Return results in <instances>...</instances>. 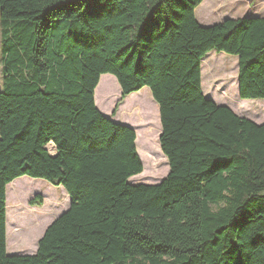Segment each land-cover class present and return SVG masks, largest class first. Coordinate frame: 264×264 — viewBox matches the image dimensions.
Segmentation results:
<instances>
[{"label":"trees","instance_id":"1","mask_svg":"<svg viewBox=\"0 0 264 264\" xmlns=\"http://www.w3.org/2000/svg\"><path fill=\"white\" fill-rule=\"evenodd\" d=\"M203 0H0V264H264V122L205 98L201 62L237 59L263 101L264 17L202 27ZM102 75L158 108L168 174L142 173L135 132L94 103ZM62 187L69 207L33 255L6 252V186ZM32 204H41L36 196Z\"/></svg>","mask_w":264,"mask_h":264},{"label":"rangeland","instance_id":"2","mask_svg":"<svg viewBox=\"0 0 264 264\" xmlns=\"http://www.w3.org/2000/svg\"><path fill=\"white\" fill-rule=\"evenodd\" d=\"M245 17H264V0H203L195 9V19L198 21L201 20V22L204 23L201 25L202 27L213 26L225 19H240ZM203 59L204 60L201 62V83L203 92L207 91V96L212 99L206 96L205 98L211 100L218 106L229 108L240 117H252L253 119L256 118L255 122H259L260 120V122H262L264 117L263 101L240 100L238 98L237 85L232 91H225L226 83L228 85V83L230 84L232 81L237 80L236 57L211 51L206 54ZM1 69L2 62L0 55V85ZM227 69L229 73L225 72ZM111 82V86L105 87V80L102 87L101 79L100 85L97 87L95 93V105L103 115L105 112L104 109L107 108L106 118L113 119L118 108L113 116L111 113L114 110L115 102L120 98V92L118 91L119 87L114 83L113 79ZM145 91H142V93L145 92V95L148 93L149 97H151L147 88H145ZM138 92H135L136 95L127 101L128 104L126 103L123 106V113H126L130 120H134V125L136 127V149L137 152L139 151L141 154L142 161H144L142 173L132 177L129 182L130 184L152 185L150 182H154L153 179L157 177L158 171H160L159 166L163 162H161L160 159L154 162L150 161L152 155L146 153L145 156L143 152L147 149L157 156L156 134L159 127L155 109H153L150 102L146 101V97L145 99L136 98L140 96V94H137ZM103 96L109 98L107 103V98L105 99ZM232 97H234V99ZM133 101L142 102L143 107H147L149 110L134 111L132 107L126 108ZM16 180L36 181L33 187L35 190L34 193L27 195L22 194L17 197L11 190L10 184L6 186V189H8L6 192V241L9 232L15 229L18 230L17 233H13L12 237L13 242L15 241V246L18 244V248L21 249L29 247L35 248L36 241L41 238L45 229L68 209L69 198L62 187H54L44 180L31 179L28 177H21ZM36 196L41 198V204L31 203ZM43 196L48 197L52 203L45 202ZM19 200L20 203H18ZM16 205L21 206V208L15 210ZM18 237H20V239L16 240ZM22 251L23 250L20 251V254H25L22 253ZM7 254L9 255L8 252Z\"/></svg>","mask_w":264,"mask_h":264},{"label":"crops","instance_id":"3","mask_svg":"<svg viewBox=\"0 0 264 264\" xmlns=\"http://www.w3.org/2000/svg\"><path fill=\"white\" fill-rule=\"evenodd\" d=\"M197 21V23L199 24V25H203L204 23L203 22H201V20H196ZM102 76H105V75H102ZM102 76H100V78H99V81H100V79H102V87H103V82L106 80V85H105V87H108V86H111L112 85V82H111V80L113 79L114 80V83H116L117 84V82H116V80H115V78L113 77H111V75H109V76H105V77H102ZM201 79H202V76H201ZM99 83V82H98ZM117 86H118V84H117ZM119 87V86H118ZM102 89V88H101ZM201 89H202V93H203V95L204 96H206V97H209V96H207L208 95V93H207V91H204L203 92V87H202V83H201ZM95 91H96V89H95ZM95 91H94V94H95ZM119 92H120V88H119V90H118ZM142 91H145V88H143L140 92H138L137 94H140V96L139 97H136V98H143V99H145V97H146V101H148V102H150L151 104H152V106H153V109H155V113H156V117H157V121H158V132H157V134H156V144H157V150H158V154H157V156L155 155V154H153V153H151L150 151H148L147 149H145L144 150V154H145V156H146V153L147 154H151L152 155V157L150 158V161H156L157 159H160L161 160V162H163L162 164H160V166H159V169H160V171H158L159 173L157 174V177L156 178H154L153 179V181L154 182H150V183H152V185H154V184H158L163 178H165V176L168 174V171H169V167H168V162H167V160H166V158L164 157V155L162 154V152L160 151V148H159V144H158V138H159V135H160V123H159V115H158V108H157V106H156V104L154 103V101L152 100V98L151 97H149V94L148 93H146V95H145V92H147V91H145L144 93H142ZM101 93V92H100ZM150 93V92H149ZM136 95V93L135 94H130V95H128V96H126L121 102H120V104H119V106H118V110H117V113H116V115H115V117L113 118V119H111L114 123H116V124H119V125H124V126H127V127H129V128H131L134 132H135V135H136V127H135V123H134V120H130L129 118H128V116H127V114L125 113H123L124 112V109H123V106L127 103V101L129 100V99H132V97H134ZM151 96V95H150ZM105 99L107 98V97H105V96H103ZM209 98H211V97H209ZM212 99V98H211ZM108 100H109V98H107L106 99V103L108 102ZM94 103H95V96H94ZM116 103V102H115ZM128 104V103H127ZM107 107V106H106ZM115 107V106H114ZM130 107V106H129ZM131 107H133V109H136L135 107L136 106H132L131 105ZM105 110V112H104V116H106V113H107V108H105L104 109ZM242 118H246V119H248V120H250L251 122H253V123H255V124H257V125H260V124H262L263 122H264V117H263V121L262 122H255V120H256V118H252V117H242ZM136 140V139H135ZM135 147H137L136 146V144H135ZM136 152H137V149H136ZM139 151L137 152V155H138V157H139V159H140V161H141V163H142V165L144 164V161H142V159H141V154L139 153ZM159 154H160V156H159ZM153 158V159H152ZM147 159V158H146ZM164 168V169H163ZM163 170V171H162ZM161 177V178H160ZM155 181H157V182H155ZM147 185H149V184H147ZM11 232L12 231H10L9 233L11 234ZM12 242H13V240H12V238H11V240H10V243L9 242H7L6 241V252H8L9 253V255H21L20 254V251L21 250H23L22 251V253H25V255L27 254V255H33L34 253H35V251H36V246H35V248H31V247H29V248H24V249H21V248H18L19 246H15V245H13L12 244ZM36 244H37V241H36ZM34 250V251H33Z\"/></svg>","mask_w":264,"mask_h":264},{"label":"bare ground","instance_id":"4","mask_svg":"<svg viewBox=\"0 0 264 264\" xmlns=\"http://www.w3.org/2000/svg\"><path fill=\"white\" fill-rule=\"evenodd\" d=\"M225 72H226V73H229V72H228V69L225 70ZM100 82H101V79H100ZM100 82L98 83V86L100 85ZM98 86H97V87H98ZM226 88H227V90H226ZM234 88H236V81H235V80L232 81L230 84L228 83V85H227V83H226L225 91H226V92H230V91H232ZM96 90H97V88H96ZM95 93H96V91H95ZM227 94H228V93H227ZM94 96L96 97V94H94ZM232 98L234 99V97H232ZM131 105H132V106H133V105L136 106V107H135L136 109H133V107H132V110H134V111H142V110L145 111V110H149V108H147V107L144 108V107H143L142 102L139 103V102H135V101H133L132 103L129 104L130 107H131ZM129 106H127L126 108H130ZM142 107H143L144 109H143ZM22 182H24V183H22ZM35 183H36V181L30 182V181H24V180H14L13 182L10 183L9 186H10L11 190L13 191V193H15V195H16L17 197H19V196H21L22 194L27 195V194L34 193L35 188H33V187H34ZM7 190H8V189H6V192H7ZM7 197H8V193H7ZM43 197H44L45 202L52 203L51 200H49L48 197H46V196H43ZM18 203H20V200L18 201ZM18 208H21V206L16 205L15 210H18ZM10 227H11V226H10ZM10 227H9V228H10ZM37 229H38V228H37ZM17 232H18V230L13 229L12 232H11V234L9 233V235H8V237H7V242L10 243V240H11V238L13 237V233H17ZM19 239H20V237H18L16 240H19ZM12 240H13V239H12ZM12 244L15 245V241L12 242Z\"/></svg>","mask_w":264,"mask_h":264}]
</instances>
